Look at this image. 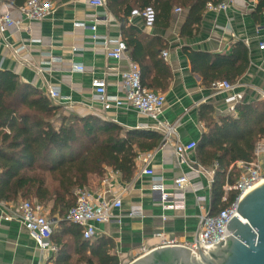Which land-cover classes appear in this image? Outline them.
Segmentation results:
<instances>
[{
  "label": "crops",
  "instance_id": "1",
  "mask_svg": "<svg viewBox=\"0 0 264 264\" xmlns=\"http://www.w3.org/2000/svg\"><path fill=\"white\" fill-rule=\"evenodd\" d=\"M51 1L54 12L50 17L40 22L23 21L20 28H11L0 38V69L14 72L21 81L46 95L51 87L59 86L62 96L70 100L54 102L62 105L68 115L98 116L129 130L145 129L163 135L153 121L134 110L105 112L94 101L92 81L95 78H106L109 94H122L120 73L127 70L128 62L109 58L104 46L97 45L92 39L94 33L107 39L122 37L119 18L113 16L107 7L91 6V0ZM256 5L257 0H238L226 12L206 11L193 37L181 36L187 18V11L183 9L181 13L176 12L179 8L174 10L168 28L159 23L148 30L141 16L129 19L131 25L142 31L145 43L159 38L165 45L157 59L144 55L150 71L147 83L152 85L147 89L166 96L161 120L177 124L182 144L197 143L205 132V125L198 116L202 104H212L224 115L238 103L263 99L264 51L259 49V43L264 39V16L260 23L253 20ZM7 9L22 19L17 8L3 3L0 15ZM79 23L85 24V28L75 26ZM93 26L97 27L96 32L92 30ZM239 41L250 50L248 72L233 84L231 92L216 93L211 87L203 86L202 78L193 74L183 49L228 55ZM165 51L169 54L168 59L163 57ZM49 53L61 58V62L43 65V61L49 60L44 55ZM74 64H82L85 71L73 72ZM112 68L118 72L110 71ZM153 151L152 167L157 175L165 178L169 190H172L176 178L181 175L189 178L184 209L164 210L160 193L152 189V179L141 175L137 166L131 182H124L120 174L108 169L101 182L93 180L87 186L95 193L105 192L109 199L119 194L123 196L122 209L115 211L118 218L97 226L96 237L105 236L113 242L114 253L122 264H131L150 251L166 246L165 240L183 246L194 244L200 229V217L211 213L214 179L209 172L212 169L199 163L196 151L188 153L186 162L181 163L175 144L164 143V137ZM198 198H204V201ZM133 209L139 211L131 217ZM47 214L49 216L50 211ZM9 215L10 211L0 204V264H41L42 255L35 240L19 219L8 220ZM52 220L57 226L61 218L57 214Z\"/></svg>",
  "mask_w": 264,
  "mask_h": 264
},
{
  "label": "trees",
  "instance_id": "2",
  "mask_svg": "<svg viewBox=\"0 0 264 264\" xmlns=\"http://www.w3.org/2000/svg\"><path fill=\"white\" fill-rule=\"evenodd\" d=\"M27 0H0L19 8ZM224 0H108L109 12L119 18L122 39L130 56L142 70V84L150 88L149 67L144 55L159 58L165 49L159 38L145 43L142 31L129 19L148 9L155 12V25L168 28L176 8L187 11L181 36L193 37L203 22L209 3ZM260 23L264 0H257L252 14ZM193 74L203 86L216 82L236 84L249 70L250 50L239 41L228 55L184 48ZM205 132L196 143V155L204 168L218 165L212 187L211 216L230 207L238 193L226 197L224 186L237 184L241 171L237 164L254 160L255 150L264 141V99L238 103L235 112L220 114L212 104H202L198 111ZM163 135L145 129L129 130L98 116L79 117L66 114L44 92L21 81L12 71L0 69V202L16 204L20 200L41 203L50 218L59 215L52 241L57 247L55 264H122L114 253L113 242L101 236L86 240L83 227L67 217L77 202L76 192L102 181L108 169L131 182L140 153L153 151ZM31 202V201H30ZM50 206V209L47 208Z\"/></svg>",
  "mask_w": 264,
  "mask_h": 264
},
{
  "label": "built area",
  "instance_id": "3",
  "mask_svg": "<svg viewBox=\"0 0 264 264\" xmlns=\"http://www.w3.org/2000/svg\"><path fill=\"white\" fill-rule=\"evenodd\" d=\"M238 0H224L220 4L209 3L206 11L209 13H221L228 11ZM108 0H91L90 5L95 8H106ZM20 18L15 17L12 10L7 9L0 15V38L5 35L11 28H20L23 21L40 22L50 17L54 12V4L51 0H27L26 3L17 8ZM177 13H181L182 9H177ZM135 16H141L146 22V28L152 30L155 23V12L148 9L142 13H136ZM112 21H115L114 19ZM76 27L85 28V24H75ZM97 27L93 26L92 30L96 32ZM92 39L97 45H103L107 51L109 58L114 60L128 62L126 71L121 75V95H112L108 93L106 78H95L92 81L94 90V101L102 107L105 112H117L121 110H134L153 121L156 127L163 132L164 143H174L175 151L179 162L185 163L186 156L196 148V142L182 144L179 142L177 124H170L161 120V116L166 107V96L161 93L147 89L142 84V70L138 63L134 62L130 56L126 42L119 37L117 39H107L94 33ZM259 49L264 51V39L259 43ZM19 52V51H18ZM49 60L43 61V65H52L61 62V58L54 57L50 53L44 55ZM169 54L163 52V57L168 59ZM73 72H84L85 67L82 64L72 65ZM112 68L110 71H117ZM118 72V71H117ZM212 90L216 93L231 92L234 85L227 82H216L212 85ZM47 96L52 101H61L63 99L70 100L69 97H63L61 88L53 86L50 88ZM264 99V94L262 96ZM233 100V99H231ZM230 113L235 112V106L230 108ZM154 151L140 153L136 166L141 175L148 176L152 179V189L161 195V202L164 210H178L185 208L187 189L190 186L189 178L181 175L176 178L173 183L172 190L167 188L165 178L157 175L152 167L154 160ZM237 167L241 171V177L237 184L231 185L227 183L224 186L225 198L231 192H237L238 196L235 202L228 208L223 209L218 215L211 216L209 213L200 217L199 236L201 246L209 248L230 236L227 229L229 222L237 216V206L239 201L253 188L264 182V141H260L255 150L254 160L250 163H238ZM218 165H215L209 175L214 179ZM107 181H105L106 183ZM77 202L70 209L67 219L76 225L83 227V235L86 240L95 239L98 236L97 226L110 223L118 218L115 211L121 210L123 207V196L115 195L109 199L105 192L95 193L88 187L79 189L76 192ZM204 201V198H198ZM10 211L8 220L19 219L25 229L35 240L37 247L42 255L41 264H55L53 256L57 252V247L52 241L54 233L55 221L49 218L47 210L39 202H30L20 200L15 205L9 207L8 203L0 202ZM139 209H133L129 216H136ZM207 217V218H206ZM206 218V219H205ZM205 219V221H204ZM204 222V223H203ZM166 246L177 245L173 240H165ZM197 240L189 247L194 254L198 251Z\"/></svg>",
  "mask_w": 264,
  "mask_h": 264
},
{
  "label": "water",
  "instance_id": "4",
  "mask_svg": "<svg viewBox=\"0 0 264 264\" xmlns=\"http://www.w3.org/2000/svg\"><path fill=\"white\" fill-rule=\"evenodd\" d=\"M202 225L197 255L187 246H163L131 264H264V182L239 201L237 216L227 225L229 237L203 248L199 236Z\"/></svg>",
  "mask_w": 264,
  "mask_h": 264
},
{
  "label": "rangeland",
  "instance_id": "5",
  "mask_svg": "<svg viewBox=\"0 0 264 264\" xmlns=\"http://www.w3.org/2000/svg\"><path fill=\"white\" fill-rule=\"evenodd\" d=\"M28 201L34 202V201H32V200H28ZM47 208L50 209V206H47Z\"/></svg>",
  "mask_w": 264,
  "mask_h": 264
}]
</instances>
